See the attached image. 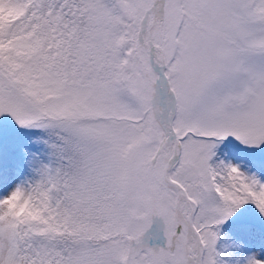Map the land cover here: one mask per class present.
<instances>
[{"label": "snow or ice", "instance_id": "6c2138e0", "mask_svg": "<svg viewBox=\"0 0 264 264\" xmlns=\"http://www.w3.org/2000/svg\"><path fill=\"white\" fill-rule=\"evenodd\" d=\"M0 264H264V0H0Z\"/></svg>", "mask_w": 264, "mask_h": 264}]
</instances>
